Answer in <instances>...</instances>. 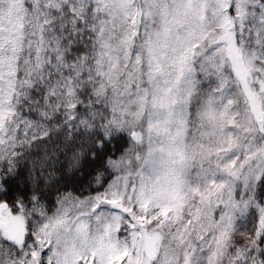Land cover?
<instances>
[{
    "label": "snow or ice",
    "instance_id": "6c2138e0",
    "mask_svg": "<svg viewBox=\"0 0 264 264\" xmlns=\"http://www.w3.org/2000/svg\"><path fill=\"white\" fill-rule=\"evenodd\" d=\"M0 264H264V0H0Z\"/></svg>",
    "mask_w": 264,
    "mask_h": 264
}]
</instances>
